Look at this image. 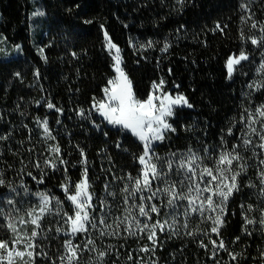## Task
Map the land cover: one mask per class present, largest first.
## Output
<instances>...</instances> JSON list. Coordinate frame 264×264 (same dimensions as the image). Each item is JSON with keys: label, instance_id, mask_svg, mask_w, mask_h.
Instances as JSON below:
<instances>
[{"label": "trees", "instance_id": "16d2710c", "mask_svg": "<svg viewBox=\"0 0 264 264\" xmlns=\"http://www.w3.org/2000/svg\"><path fill=\"white\" fill-rule=\"evenodd\" d=\"M245 2L247 0H187L180 11L176 0H0V39L6 51H17V56L10 57H3L0 51V136L11 133L8 140H0L3 152L0 169L5 170L6 178L14 186L23 181L30 192L47 191L64 200L60 184L65 175L72 181L80 179L84 167L80 163L79 149L82 148L87 156L95 198L97 201L106 199L115 215H121L123 182H113L112 173L136 175L140 166L134 156L142 153V145L130 133L110 127L92 108L93 98L104 99L103 89L114 77L105 31L121 49L123 67L139 99H146L153 91V82L163 79L166 82L164 91L173 95L182 93L193 105L176 109L170 123L177 131L169 133L168 139L157 146L161 157L171 152L182 153L189 147L218 146L221 130H226L233 119L236 121L234 133L239 135L243 109L264 103V91L253 92L247 87L253 80L262 78L257 68L264 60L261 55L264 49L240 38L241 29L245 35H259L258 30H249L241 23L240 17L249 14L240 8ZM251 8L254 18L264 21V0H251ZM38 12L43 15H34ZM86 20L92 23H84ZM217 23L223 32L215 30ZM148 41L153 42V47H146ZM165 42L171 47L162 52L160 49ZM40 48H44L46 60L41 57ZM241 49L250 54V60L242 62L232 79H228L226 61L230 55H238ZM73 52L77 54L75 57ZM37 69L39 78L34 75ZM245 93H250V97ZM48 101L62 108L63 114L48 109ZM79 109H84L86 116L90 111V118L79 116ZM37 118L48 120L56 140L47 143H59L64 159L69 162L67 173L47 170L43 184L25 174L31 171L39 178V170L28 164V160L42 162L41 153L47 155L43 129L36 123ZM225 138L229 147L239 142L231 136ZM21 141L24 142L22 146ZM117 143L120 148L116 147ZM27 148H34L35 152L28 153ZM22 159L28 167L20 173ZM248 162L252 167L248 175L241 178V183L249 179L258 182V161ZM106 182L110 185L109 191L117 193L115 199L105 192ZM255 191L244 188L230 200L227 223L220 230V238L232 244L231 252L244 253V256L233 262L228 254L219 264H264L259 256L264 250V234L258 228L252 236L242 231L240 204L257 203ZM0 193L7 194V189L0 188ZM16 199L19 215L38 202L32 195ZM118 205L120 210H117ZM0 207L7 212L11 206H6L0 197ZM64 207L71 211L67 201ZM165 211L161 210L159 218H165ZM253 215L258 216V213ZM56 219L49 216L44 223L54 227ZM155 219L153 214V221ZM3 222L0 217V225ZM196 224H192V228ZM254 227L249 226L250 229ZM92 236L100 249L113 246L111 254L105 258L106 264H217L200 246L201 240L204 244L209 240L202 235L190 237L181 233L171 238L168 233L160 235L154 253L140 251L144 245L152 247L144 234L127 239L107 236L101 239L95 232ZM237 236L240 240L233 243ZM0 238L9 239L10 233L0 228ZM211 239H218L215 233L211 234ZM37 242L54 253L62 241ZM129 254L132 260L128 259ZM88 256L89 253L84 254L85 261ZM37 264L48 262L38 259Z\"/></svg>", "mask_w": 264, "mask_h": 264}, {"label": "snow or ice", "instance_id": "6c2138e0", "mask_svg": "<svg viewBox=\"0 0 264 264\" xmlns=\"http://www.w3.org/2000/svg\"><path fill=\"white\" fill-rule=\"evenodd\" d=\"M186 2L187 0H176V4L180 6L177 10L182 11ZM240 8L243 12L249 13L240 17L241 23L247 25L249 30L255 29L259 32L258 36L245 35L244 30L241 29V40L250 41L253 46L264 49V21L254 18L251 0L241 3ZM34 15H43V13L38 12ZM84 23L91 24L92 21L86 20ZM215 30L223 32L219 23L216 24ZM104 37L109 54L112 56L115 76L108 80V86L103 89L104 99L97 101L93 98L92 108L108 124L131 133L142 145V153L134 156L140 166L136 175L131 172L123 176L112 173L113 182H123V187L120 189L121 215H115L112 205L106 199L101 198L97 201L95 198L87 167V156L82 148L79 149L80 163L84 167L80 179L72 181L71 177L65 175L60 184L64 200L47 191L30 192L23 181L18 186H14L6 178L5 170L0 169V188L7 189V194L0 193V197H3V203L6 206H11L7 212L0 207V217H3L4 221L0 228L10 233L9 239L0 238V264H37L38 259L47 261L48 264H106L105 258L111 254L110 249L113 246L108 245L104 249L97 247L96 239L92 236L93 232L97 233L101 239L106 236L127 239L129 236L144 234L152 247L144 245L140 251L154 253L159 239L158 230L160 233L167 232L169 238L180 235V229L176 227L180 223L179 217H183L181 227L185 229V235H202L209 238V243L212 245L211 259L215 260L220 250L228 252L233 262L243 258L244 253L228 250L225 241L220 238V230L227 223L226 216L230 200L242 193L244 188H248L257 190L255 191L257 203L240 204L242 231L245 235L252 236L258 228L264 234V103L254 108L243 109L239 119L242 126L239 135L234 133L236 121L233 119L226 130H221L222 135L218 146L205 144L202 149L189 147L182 153L171 152L168 156L161 157L156 150L157 145L168 139L169 133L177 131L169 120L176 115L177 108H192L193 105L182 93L173 95L164 91L166 82L163 79L159 83L153 82V91L146 99H139L123 67L121 49L112 42L107 31L104 32ZM16 47L19 48V45ZM140 47L143 48L145 45ZM146 47H153V42L148 41ZM170 47L171 45L165 42L160 50L167 52ZM112 50L115 52L114 55ZM39 53L46 60L44 48H40ZM72 55L75 57L77 54L73 52ZM261 55L264 56V51ZM249 60L250 54L243 49L238 55H230L226 61L227 78L232 79L233 74L239 70L238 66H242V62ZM257 73L262 78L253 80L247 85L253 92L264 91V60L260 62ZM243 74L246 75V73ZM15 75L19 77L20 73ZM34 75L39 78V69L34 72ZM157 91L159 95L156 94ZM245 95L250 97L251 94L245 93ZM46 106L60 115L63 114V109L51 101H48ZM77 114L83 118L91 116L90 111L86 116L84 109H79ZM36 123L43 129L47 155L44 156L41 153L42 162L40 159L28 160V164L39 170V178L31 171L25 174L38 184H43L48 175L47 170L53 173L63 170L67 173L69 162L64 159L59 143H47L49 140H56L48 120L37 118ZM57 123L60 121L57 120ZM93 123L95 124L94 121ZM104 135L107 136V133ZM10 136L11 133L2 135L0 140H8ZM226 136L234 137L239 142L232 143L229 147ZM23 143V141L20 142L21 146ZM116 147L120 148L121 145L117 143ZM25 151L34 153L35 149L27 148ZM244 153H251V155L246 156ZM2 156L3 152L0 151V157ZM249 160L258 161L256 168L258 182L249 179L241 183V178L247 176L249 168L252 167ZM20 163L22 167L19 172L23 173L28 164L23 159ZM108 171L112 172V169ZM109 187V183L106 182L105 192L115 199L117 193L109 191ZM30 195L35 196L38 202L28 207L23 215H19L20 209L17 207L16 197ZM65 201L71 205V211L65 210ZM120 205L117 206V210H120ZM162 209L167 210L163 214L165 217L163 219L159 218ZM253 213H258V216ZM153 214L157 217L154 221ZM49 216L57 218L54 227L44 223ZM192 217H197L198 223L190 229L189 222ZM202 224H208L209 227L201 228ZM21 225H31L30 233L21 232ZM250 225L256 227L250 229ZM212 233L216 234L218 243L216 239H211ZM38 240H61L62 242L57 245L54 253H50L48 246L42 247ZM77 240L80 242H76ZM239 240L240 237L237 236L233 243ZM200 246L208 247L203 240L200 241ZM85 253H89L87 261L84 260ZM259 256L264 261V250L260 251ZM128 259L132 260L131 254L128 255Z\"/></svg>", "mask_w": 264, "mask_h": 264}, {"label": "rangeland", "instance_id": "374dc122", "mask_svg": "<svg viewBox=\"0 0 264 264\" xmlns=\"http://www.w3.org/2000/svg\"><path fill=\"white\" fill-rule=\"evenodd\" d=\"M6 45H5V43L0 39V51H1V54L3 55V57H10V55H12V56H17V51H16V49L14 50V51H6L5 49H6V47H5ZM107 50H108V52H109V49L107 48ZM112 54L114 55L115 54V52H114V50H112ZM112 57V56H111ZM114 76H115V72H114ZM165 86V85H164ZM134 91V90H133ZM156 94L157 95H159L160 93L157 91L156 92ZM180 108H182V109H184V108H187V107H180ZM95 112L100 116V114L95 110ZM101 118H103L102 116H100ZM171 120H172V118L169 120V122H171ZM105 122L107 123V121L105 120ZM108 124V123H107ZM110 127H118V126H113V125H110V124H108ZM123 130V129H122ZM125 131V130H124ZM125 132H127V131H125ZM129 133V132H128ZM131 134V133H130ZM161 144V143H160ZM159 145V144H158ZM157 145V146H158ZM181 211H182V209H181ZM155 215V214H154ZM141 219H143V218H141ZM179 220H180V223H178L177 225H176V227L177 228H179L180 229V234L182 233V234H184V232H185V229H183L182 227H181V224L183 223V217H179L178 218ZM196 222L198 223V218L197 217H192L191 218V220H190V222H189V228L191 229L192 228V224H196ZM201 226V228H205V229H207L208 227H209V225L208 224H202V225H200ZM20 230H21V232H24V231H28L29 233H30V231H31V225H21L20 226ZM163 234H167V232H164V233H160L159 232V230L157 231V236L159 237L160 235H163ZM190 237H193V236H190ZM150 242V241H149ZM151 243V242H150Z\"/></svg>", "mask_w": 264, "mask_h": 264}, {"label": "built area", "instance_id": "2783aa9c", "mask_svg": "<svg viewBox=\"0 0 264 264\" xmlns=\"http://www.w3.org/2000/svg\"><path fill=\"white\" fill-rule=\"evenodd\" d=\"M216 240H217V243H218L219 242V239H216ZM223 240L225 241V243H226V245L228 247V250L231 251L232 244L230 242L226 241L225 239H223ZM235 243H237V242H235ZM206 245H208L207 248H203V247L202 248L209 254V257H211V255H212V245L209 243V240L207 241V244ZM227 255H228V252H225L223 250H220L219 253H218V255L216 256V259L214 260V259H211L210 258V260L212 262H216V263H217V261H219V263H220V260H224V258ZM261 264H263V263H261Z\"/></svg>", "mask_w": 264, "mask_h": 264}, {"label": "crops", "instance_id": "0c3cea01", "mask_svg": "<svg viewBox=\"0 0 264 264\" xmlns=\"http://www.w3.org/2000/svg\"><path fill=\"white\" fill-rule=\"evenodd\" d=\"M103 119V118H102ZM104 120V119H103ZM105 121V120H104ZM113 128H115V129H121L120 127H113Z\"/></svg>", "mask_w": 264, "mask_h": 264}]
</instances>
